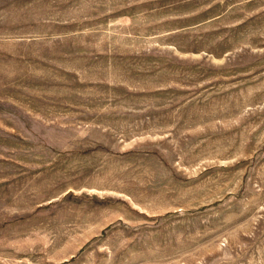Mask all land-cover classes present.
Masks as SVG:
<instances>
[{"label": "rangeland", "instance_id": "obj_1", "mask_svg": "<svg viewBox=\"0 0 264 264\" xmlns=\"http://www.w3.org/2000/svg\"><path fill=\"white\" fill-rule=\"evenodd\" d=\"M0 264H264V0H0Z\"/></svg>", "mask_w": 264, "mask_h": 264}]
</instances>
